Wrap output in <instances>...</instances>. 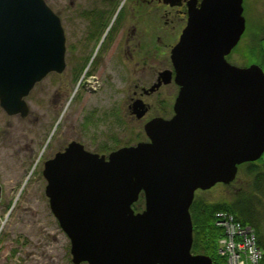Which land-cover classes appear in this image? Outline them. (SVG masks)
Returning a JSON list of instances; mask_svg holds the SVG:
<instances>
[{
    "label": "water",
    "instance_id": "95a60500",
    "mask_svg": "<svg viewBox=\"0 0 264 264\" xmlns=\"http://www.w3.org/2000/svg\"><path fill=\"white\" fill-rule=\"evenodd\" d=\"M242 4L187 0L172 70L149 88L173 81V115L148 120L146 141L106 156L71 141L44 162V194L73 264H212L191 252L194 194L230 184L239 165L264 153V72L226 60L245 30ZM64 53L60 20L44 0H0V108L24 118L25 97L65 69ZM145 111L134 101L136 118ZM140 195L143 209L134 211Z\"/></svg>",
    "mask_w": 264,
    "mask_h": 264
},
{
    "label": "rangeland",
    "instance_id": "374dc122",
    "mask_svg": "<svg viewBox=\"0 0 264 264\" xmlns=\"http://www.w3.org/2000/svg\"><path fill=\"white\" fill-rule=\"evenodd\" d=\"M44 1L63 29L65 69L33 86L25 97L29 111L24 118L8 116L0 108V264H73L70 241L44 194V162L71 141L105 156L146 141L144 123L170 117L177 91L173 83L161 86L141 97L149 105L142 119L129 114L128 104L139 97L140 88L148 87L157 72L171 69L169 51L185 24L177 8L155 0ZM243 3L245 30L226 60L238 67L256 64L264 72V32L259 31L264 0ZM257 38H263L262 50L254 55ZM263 193L264 182L254 186L242 169L232 183L196 191L193 200L214 204L236 199L258 215L264 232ZM137 203L143 207L141 198Z\"/></svg>",
    "mask_w": 264,
    "mask_h": 264
},
{
    "label": "trees",
    "instance_id": "16d2710c",
    "mask_svg": "<svg viewBox=\"0 0 264 264\" xmlns=\"http://www.w3.org/2000/svg\"><path fill=\"white\" fill-rule=\"evenodd\" d=\"M242 5L244 6V3ZM259 31L260 33L262 31L264 32V26ZM262 40L263 38H257L256 45L253 48L254 55L261 53L262 49L260 46ZM258 164L264 166V153L255 162H248L239 165L237 172L244 169L245 174L248 178L252 179L255 186L257 183L264 182V171L260 170L261 166L259 167ZM140 207L141 204L138 203L133 205L135 210H139ZM219 212L230 214L233 219L242 226H249L253 229L256 243L262 251V257L259 264H264V232L258 224L259 217L256 213H250L249 210L233 198L214 204L193 200L189 208L192 222V252L208 256L212 260V264H224V259L216 252L217 240L222 235L221 230L214 224V216ZM256 217L257 219H255Z\"/></svg>",
    "mask_w": 264,
    "mask_h": 264
},
{
    "label": "built area",
    "instance_id": "2783aa9c",
    "mask_svg": "<svg viewBox=\"0 0 264 264\" xmlns=\"http://www.w3.org/2000/svg\"><path fill=\"white\" fill-rule=\"evenodd\" d=\"M214 224L222 235L217 241V254L224 264H259L262 251L256 243L254 231L242 226L230 214H215Z\"/></svg>",
    "mask_w": 264,
    "mask_h": 264
},
{
    "label": "flooded vegetation",
    "instance_id": "af4514ba",
    "mask_svg": "<svg viewBox=\"0 0 264 264\" xmlns=\"http://www.w3.org/2000/svg\"><path fill=\"white\" fill-rule=\"evenodd\" d=\"M152 1H154V0H148L146 3L148 4L149 2H152ZM155 1H157V2H159V3H161V4H163L162 3V1L161 0H155ZM186 2H187V0H180V4L179 5H177V6H174L175 8H177V10L179 11V14L181 15V16H183V20L185 21V24H186ZM163 5H165V4H163ZM168 6V5H167ZM170 7V6H169ZM121 9H122V7L115 13V16H114V19H113V21H112V25L109 27V28H107V31H106V33H105V35L103 36V38L101 39V40H99L98 41V46H97V49L95 50L96 51V53L99 51V48L102 46V44L104 43V41H105V39L107 38V36H109V31H111V30H113V24H116V22H117V19H118V16H119V14H120V12H121ZM185 24H184V26H185ZM183 26V27H184ZM183 29V28H182ZM182 29H181V31H182ZM181 31H180V33H181ZM180 35V34H179ZM179 37V36H178ZM178 40V39H177ZM177 42V41H176ZM173 47V46H172ZM171 47V48H172ZM171 48H170V50H171ZM96 53H95V55H96ZM169 62H170V66H171V69H164V70H172V65H171V61H170V51H169ZM161 71H163V70H161ZM161 71H159V72H161ZM159 72H157V74H156V77H155V79H154V81L148 86V87H142V88H140V92H139V97L138 98H134V99H132L131 101H130V103L128 104V110H129V114L131 115V116H134L135 117V115L134 114H132V106H133V103H134V101H136V100H140L141 101V103L146 107V111H145V113L143 114V116L141 117V118H136L135 117V119H138V120H140V119H142L144 116H145V114L148 112V109H149V105L147 104V103H145V102H143V100H142V98L141 97H148V96H150V95H152V94H154L155 92H157L160 88H161V86H165V85H168V84H171V83H173V81H170L169 83H167V84H161L157 89H155L153 92H149V88L156 82V80H157V76H158V73ZM174 84V83H173ZM175 85V84H174ZM175 87L177 88V91H176V95H177V92H178V87L175 85ZM176 95H175V97H176ZM175 97H174V99H173V101H172V105H171V111H172V115H173V103H174V100H175ZM171 115V116H172ZM171 116L170 117H162V118H165V119H169V118H171ZM160 117V116H159ZM150 120V119H149ZM148 121V120H147ZM146 121V122H147ZM145 122V123H146ZM144 123V124H145ZM143 199L142 198V196L140 195L139 196V199Z\"/></svg>",
    "mask_w": 264,
    "mask_h": 264
}]
</instances>
